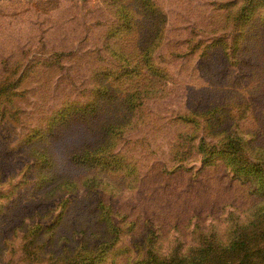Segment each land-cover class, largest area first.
Returning a JSON list of instances; mask_svg holds the SVG:
<instances>
[{"label": "rangeland", "instance_id": "obj_1", "mask_svg": "<svg viewBox=\"0 0 264 264\" xmlns=\"http://www.w3.org/2000/svg\"><path fill=\"white\" fill-rule=\"evenodd\" d=\"M8 77L22 97L0 96V264H25L36 223L52 225L39 242L55 256L111 239L102 210L122 234L94 264H137L150 230L161 251H186L249 219V184L220 158L203 167L194 137L204 129L173 117L224 105L203 118L238 119L264 146V0H0ZM15 108L20 123L2 122ZM180 131L192 136L178 144ZM87 148L99 150L72 160Z\"/></svg>", "mask_w": 264, "mask_h": 264}, {"label": "trees", "instance_id": "obj_2", "mask_svg": "<svg viewBox=\"0 0 264 264\" xmlns=\"http://www.w3.org/2000/svg\"><path fill=\"white\" fill-rule=\"evenodd\" d=\"M27 67L23 69V73ZM19 80H12L9 77L0 80V96L13 94L14 96L11 95L13 97L8 98L13 104L17 99H20L22 97L20 94L11 93V90L17 87ZM222 108H224V105H214L200 111L196 109L180 111L175 114L173 119L180 124L190 125L195 133H199L201 128L204 129V133L197 134L194 137L196 139L198 136L195 152L203 167L217 164V159L220 158L219 160L223 161L224 166L234 178L249 184L252 189L251 192L257 195L256 200L251 205L250 213L247 214L249 219L233 221L232 227L230 225L228 230L229 237L225 241L221 240L222 238L213 237L211 230L209 234H207L208 232L203 234V239L197 241L198 243L195 242V245L186 251L181 250L177 245L171 251H161V245L157 244L158 235L154 234V230H150L144 236L145 251L137 264H264V146L251 145L244 138V135L239 133L238 130L241 129V125L238 119L237 123H233L232 126L234 127L231 129L232 126L227 127L224 122L217 124L210 117L203 118L211 111ZM19 114L20 110L15 108V113H4L1 117L3 121H1H12L19 124ZM218 127L219 129H216ZM30 130L37 132L39 128L34 127ZM205 133H208V137L219 133L220 138L205 139ZM189 136H192V134L180 131L177 134L176 141L180 144L183 139H187ZM84 150L83 153L74 151L71 155L72 160L77 162V159H79V163L83 165V163L91 160V154L99 149L90 150L87 148ZM179 158H173L175 165L177 164L179 169L186 170L187 166L184 165L187 162L186 157L181 156ZM101 209L103 208L101 207ZM100 216L101 220L104 223L106 222L107 229H111L115 233L114 236H111V239H106L93 246L83 241L73 250L68 249L67 253H60L58 256H55L56 253L53 252L50 254L43 252V244L39 242L40 237L45 233L44 229L54 235L52 225L46 228L40 223L31 225L23 237L21 246L22 257L27 260L25 264H31V262L43 264V261L46 262L45 264H94L100 262L104 257V253L117 244L122 234L120 226L115 222H110L103 215V210ZM53 257L56 258L53 259ZM127 259L128 264H136V261H130L131 255H128Z\"/></svg>", "mask_w": 264, "mask_h": 264}]
</instances>
